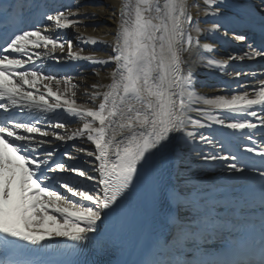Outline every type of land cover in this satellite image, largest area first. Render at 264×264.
<instances>
[{"label":"snow or ice","instance_id":"6c2138e0","mask_svg":"<svg viewBox=\"0 0 264 264\" xmlns=\"http://www.w3.org/2000/svg\"><path fill=\"white\" fill-rule=\"evenodd\" d=\"M213 2L214 0H205L206 4ZM133 7L135 17L130 20L123 19L126 13L121 12L122 23L114 49L117 54L108 59L84 57L99 64L115 61L122 69L112 74V83L108 85L110 91L93 93L92 98L103 96V102L99 103L98 110L86 108L81 111L75 106L74 100L63 102L64 105H68V112L81 119L90 117L93 121L99 122V127L95 128L91 122H85L83 130L73 133L67 139L82 136L85 130L89 133L87 139L95 145L99 153L95 158L100 161L99 184L103 185L102 195L90 194L88 190H74L67 182L61 181L55 175L50 176L49 173L75 172L87 180L95 179L86 171L54 160V151L42 147L46 141H34L31 135L18 134L13 129H23L24 133L29 134L39 133L43 137H47L48 132H42L25 122H16L12 127H8L11 121L5 120L0 123V234L5 238L11 237L33 245L40 244L46 237L52 236L67 237L76 242L87 240L89 233L98 230L97 221L102 219V210H111L118 203V198L125 195L126 190L133 184L134 177L138 174V165L146 160V154L162 147L171 133L185 132L186 121L194 127H205L200 120H191L186 115L191 110L190 102L193 98L211 107L230 112H247L253 105H260L264 109V80L259 82L260 87L255 90L254 98H249L248 93L245 92L243 95H233L231 98L219 96L215 99H207L189 90L194 82L193 73L190 69L187 74L183 73L180 56L184 35L182 24L192 19L186 12V0H164L162 7L159 0H136ZM122 8L128 9L129 4H123ZM153 9L159 14L156 17L150 15ZM47 19L54 21L57 28H67L77 23L69 20L64 12L48 15ZM187 39L191 44V36ZM237 39L244 40L245 37L241 35ZM41 42L45 48L51 45L52 50L58 47L63 49V44H58L57 38L36 30L23 31L15 35L7 42L3 51L9 55L23 54L29 43L39 48ZM96 42L95 39L92 40V43ZM69 47H71L70 42ZM9 55L0 57V99L6 97L12 105H16L15 97L20 92V86L18 83H13L10 77L17 75L25 84L35 85L40 74L36 71L13 73L11 69L22 67L27 61L10 59ZM245 55L248 59L264 58V46L260 49H252ZM28 60H31V56ZM226 63L211 59L208 61L209 66L219 68H224ZM239 75L240 73H237V76ZM117 76L119 79L116 78ZM45 79L52 80L53 77L48 76ZM93 87L100 86L93 85ZM47 91L49 96H55L58 101L49 107H62L59 103L60 96L50 87ZM25 95H28L29 99H36L30 93ZM38 99L40 103H47L43 95ZM0 109L8 111L4 103H0ZM248 114L257 115L255 111H250ZM118 121H123L119 123L121 129L130 130L127 134L120 133L121 136L127 135L126 143L117 140L115 134L106 139L108 130ZM215 122L225 124L222 119ZM261 126L264 127V118H261ZM55 127L63 128L65 125L57 123ZM226 127L234 130L256 129L257 125L245 121L228 123ZM93 132L96 133L95 136L92 135ZM185 135L192 138L196 132L186 131ZM200 138L202 141L208 140L203 135ZM56 139L64 140L65 137L57 135ZM40 151L42 156L36 154ZM246 151L256 152V149L247 147ZM110 153L115 156L114 160L110 159ZM87 154L95 155L91 151ZM256 154L264 158V150ZM204 159L236 160L238 158L212 155L205 156ZM229 167L238 172L245 170L244 167H237L235 163L230 164ZM260 176L264 178V171L260 172ZM55 184H59L72 196L91 202L94 207L82 206L79 202L66 199L54 189ZM52 213H58L61 218L58 219L57 215ZM82 223L84 226H81Z\"/></svg>","mask_w":264,"mask_h":264},{"label":"bare ground","instance_id":"6f19581e","mask_svg":"<svg viewBox=\"0 0 264 264\" xmlns=\"http://www.w3.org/2000/svg\"><path fill=\"white\" fill-rule=\"evenodd\" d=\"M87 1L94 3L97 0ZM100 1L102 2L100 7L90 6L84 9H73L66 15L68 17L72 15L73 20L77 23H92L90 28L81 30L80 33L75 35L70 34V36L76 44H87L105 53L104 57L96 54L97 56L94 59H108L117 54L114 49L116 47L117 33L122 23L121 12L125 11L126 13L123 19L130 20L134 18L135 10L133 6L136 0ZM163 3L164 0H159L161 7ZM123 4H129V8L123 9ZM252 6H254V2L251 0H214L211 4H206L205 0H186V12L192 19L184 21L182 24L184 35L182 38L183 50L180 52L181 68L184 74H187L189 69L193 73L194 82L189 90L193 91L197 96H203L207 99H215L219 96L231 98L233 95H243L247 92L249 98L254 97L255 93H252L246 86L251 85L253 82H259V79L252 77L251 72L241 73L239 80L229 85H218L214 79L217 76L225 79L231 78L232 80L237 77L235 72L229 75L230 71H233L232 67L237 66L244 59H240L237 56H235V59H229L233 56L228 54V41L224 34L221 33V29L226 28L228 25L227 14L246 10V8ZM150 15L156 17L159 14L155 13L153 9ZM98 21H103L104 24L94 27ZM189 36L192 38L191 44L188 43L187 38ZM93 39L97 42L92 43ZM210 59L226 61L227 63L224 68L209 66L208 61ZM87 63L90 65V76L87 79H79L77 82L70 80L66 83L53 85L52 90L60 96L59 103L62 107L68 109V105H64L63 102L65 100L70 102L74 100L75 106L81 111L86 108L98 110L99 103L103 102V96L99 95L92 98L93 93L110 91L108 85L112 83V74L122 70L115 61H110L108 64H99L89 60ZM207 77L210 78L208 79ZM242 77L245 80H242L244 79ZM116 78L119 79V76ZM93 85H99L100 87H93ZM44 95V99L50 105L58 103L55 96H49L48 93ZM185 99L187 102V97ZM190 104L191 110L186 113L187 117H190L191 120H200L205 127H194L190 122L186 121L185 132H196L194 137L188 138L185 132L171 133L168 141L162 147L158 150H152L150 154H146V160L138 165V174L134 177L133 184L126 190L125 195L118 198V203L111 210L105 209L101 212L102 219L97 221L98 230L95 234L105 236L110 232H118V237L121 240L118 244L122 245L123 249L116 264L133 262L135 256H138L137 253H139V249L134 246L136 240L141 245L145 238L142 235L143 232L146 233L152 231L154 227H158L165 216L169 214L170 208L165 202L163 193L167 186L173 185L182 193L193 198L211 197L212 191L218 190L216 184H214L216 176H214L212 167L217 164L216 162L221 163L222 160H206L204 157L216 155L218 151L217 144L210 139V132L207 130L215 127L214 123L218 119V114L221 117L225 109L211 107L202 101H196L195 98ZM46 112L52 115L56 110L51 109ZM74 118L67 117L65 119V124H68V121H72L71 123L75 121L70 126L63 128H56V124L51 126L47 136L49 139L45 137L46 141L50 142V145L54 146V148H59L62 142H64L63 146L73 145L74 150L78 151L77 159L79 161L76 162V166L80 170L88 172V174L91 173V176L95 178L84 190H88L90 194L102 195L101 189L103 185L99 184L101 179L100 166H97L99 161L95 158L99 153L91 141H86L89 133L85 130L82 136H74L72 139H67L73 133L83 130L85 122H91L94 128L99 127V122L93 121L90 117L81 119L76 116ZM121 122L123 121H118L112 125V128L108 130L106 139L115 134L117 140L127 142V135L121 136L120 133L124 132L127 134L130 130L121 129L119 127ZM57 135L64 136L65 139H56ZM92 135L95 136L96 133L93 132ZM201 135L207 137L208 140L202 141ZM90 151L94 152L95 155L89 156L87 153ZM110 159H115V156L111 155V153ZM74 201L79 202L82 206L94 207L91 202L84 201L78 196L74 198ZM187 207L190 206L187 205ZM182 212H184V215H188V211L183 209ZM57 217L58 219L61 218L60 215H57ZM81 226H84L83 223ZM185 234L187 235L185 229L183 231L177 230V232L172 234L169 243L178 248L188 245L189 243L185 242ZM49 238L57 239L62 237L52 236Z\"/></svg>","mask_w":264,"mask_h":264},{"label":"rangeland","instance_id":"374dc122","mask_svg":"<svg viewBox=\"0 0 264 264\" xmlns=\"http://www.w3.org/2000/svg\"><path fill=\"white\" fill-rule=\"evenodd\" d=\"M97 6H98V7L102 6V2H98V3H97ZM98 24H104V23L102 22V23H98Z\"/></svg>","mask_w":264,"mask_h":264}]
</instances>
